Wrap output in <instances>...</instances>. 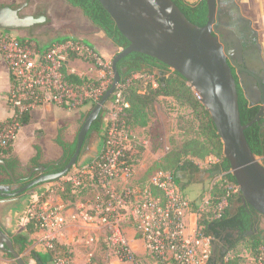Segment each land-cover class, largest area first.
Here are the masks:
<instances>
[{
  "label": "built area",
  "instance_id": "built-area-1",
  "mask_svg": "<svg viewBox=\"0 0 264 264\" xmlns=\"http://www.w3.org/2000/svg\"><path fill=\"white\" fill-rule=\"evenodd\" d=\"M0 56L11 77L7 96L10 117L0 123V155L3 157L16 142L25 117L48 106L71 107L102 99L109 87L106 83L86 82L75 87L64 79L65 67L76 74L69 70L72 60L91 58L96 66H104L113 73L111 62L105 64L94 48L72 37L41 46L31 38L18 37L15 31L0 29ZM134 79L156 86L153 76L137 74ZM124 89L125 85L119 84L111 98L112 108L108 113L111 120L102 133L100 153L86 166H74L65 177L49 183L46 198L29 206L26 224L48 233L44 240L47 248H52V242L57 241L66 225L67 206L60 193H65L68 187L102 186V192L92 202L77 204L80 222L91 230L86 246L106 245L116 256L117 262L113 264H141L124 226V211L128 208L127 217L143 244L144 254L154 264H209L215 252L214 240L199 229L198 214L193 212L174 174L159 170L145 187L134 184L136 167L127 155L129 130L118 122L119 115L129 106ZM238 190L232 188L233 193ZM233 258L228 254L224 264H232ZM263 258L264 250L260 263ZM52 264L73 262L71 258L57 255ZM86 264L105 263L91 258Z\"/></svg>",
  "mask_w": 264,
  "mask_h": 264
},
{
  "label": "trees",
  "instance_id": "trees-1",
  "mask_svg": "<svg viewBox=\"0 0 264 264\" xmlns=\"http://www.w3.org/2000/svg\"><path fill=\"white\" fill-rule=\"evenodd\" d=\"M64 1L71 7L78 9L95 28L103 32L116 49L122 51L130 45L127 38L119 31L113 18L98 0ZM172 1L192 24L198 27L207 24L208 6L206 0H196L194 2L189 0ZM84 59L96 66L91 58ZM117 70L120 74V84L125 85L124 97L129 105L119 115L118 122L124 124L128 130L147 128L156 105L161 100L168 98H172L177 103L191 109L198 122L197 136L188 138L182 145L170 149L163 157V169L160 170L172 172L183 192L186 189L185 184L193 182L195 175L201 173L213 174L218 171L222 173L221 180L212 185L207 209L200 210V208L193 206V212L198 214L199 229L205 236L213 238L216 246L214 256L209 264H224L223 260L228 254L234 257L231 260L232 264L240 263L242 261L239 256L241 247L249 252L255 264H264V258L261 263L259 261L264 250V228H261L264 218L251 206L243 204L242 193L231 173V165L224 156L223 144L217 134L216 127L209 112L201 104L188 81L168 65L142 53H132L122 59L117 64ZM137 74L153 76L156 86L148 82L146 87L143 88L141 80L134 79ZM63 76L68 83L73 84L75 87L86 82H92L70 73L66 67L63 69ZM238 94L241 122L246 125L255 119L260 108L250 105L239 85ZM99 101L92 103V110ZM108 113L109 107L106 105L99 118L92 125L88 139L93 133H101ZM22 123L23 126L26 125L28 117H25ZM64 132V129H60L55 139V143L62 150V160L59 166H50L56 161L43 162L42 148L35 145L36 155L30 160L28 166L30 170L45 166L47 171L58 173L65 168L76 150L78 134L76 139L70 142L65 139ZM245 136L252 152L264 164V120L262 125L256 123L249 127L245 131ZM207 158L216 159L217 161L213 162L209 169L203 170L196 160ZM3 160L15 177L19 179L17 171L21 168V164L19 159L13 155L12 148L9 149ZM1 169L6 181L11 183L12 180L7 171L4 168ZM232 188L239 190L237 193H233ZM81 190L83 188L68 187L67 191L63 193V200L75 201L72 196H77ZM26 229L27 235L37 232V229L31 224H27ZM12 240L15 250L20 255H24L28 245V237L15 235L12 236ZM52 245L53 247L48 249L46 255H37L40 264H52L57 255L72 257L70 249L66 246L59 244L57 241H53ZM7 258L10 261L13 260L10 254H7ZM24 259L28 264L25 256Z\"/></svg>",
  "mask_w": 264,
  "mask_h": 264
},
{
  "label": "water",
  "instance_id": "water-1",
  "mask_svg": "<svg viewBox=\"0 0 264 264\" xmlns=\"http://www.w3.org/2000/svg\"><path fill=\"white\" fill-rule=\"evenodd\" d=\"M28 1L25 0L18 9L0 7V29L20 31L43 24L45 16H19V11L28 5ZM98 1L130 43L112 60L113 83L82 124L76 150L65 168L48 175L43 174L45 166L34 168L31 175L39 172L42 174L40 177L14 192L0 189V197L16 199L41 184L62 179L77 165L89 143L88 134L92 125L120 84L117 64L132 53H142L168 65L188 81L216 127L223 144L224 156L231 165V173L242 193L243 204H248L264 218V164L252 152L245 136L249 127L256 123L262 125L264 120V67L260 52L259 64L245 62L246 65L242 66L244 60L241 57L238 60L231 58L232 51L227 42L213 35L219 0H206L208 21L203 27L192 24L172 0ZM236 11L239 19L249 23V20L239 14V7ZM232 67L251 76V81L243 79L241 88L250 105L260 108L255 119L246 125L241 122L238 83ZM261 69L262 72H259ZM58 164L59 162H55L50 166ZM0 167L7 171L16 184L14 173L2 159ZM216 173L222 176L220 171ZM3 201L5 200L0 202ZM0 251L10 254L16 264H27L24 256L15 250L13 240L1 229Z\"/></svg>",
  "mask_w": 264,
  "mask_h": 264
},
{
  "label": "rangeland",
  "instance_id": "rangeland-1",
  "mask_svg": "<svg viewBox=\"0 0 264 264\" xmlns=\"http://www.w3.org/2000/svg\"><path fill=\"white\" fill-rule=\"evenodd\" d=\"M25 0H0V7L7 4L17 5L19 3H24ZM196 1V0H189ZM248 2V3H245ZM259 2L260 0H236V3L243 11V14L250 17H256L259 11ZM69 6V7H68ZM40 10L42 8H46L47 16L49 18L50 25H53V20H57V17L65 18V25L70 24L74 27H83L82 22L84 23V28L88 31V27L95 29L90 22L86 19L82 18L81 13L78 9H75L68 5L64 0H29L28 7L23 9L24 14L31 13L35 10ZM69 14V15H68ZM68 15V16H67ZM79 16V17H78ZM46 17V16H45ZM71 18L70 23H68L67 19ZM81 18V19H80ZM47 20V17H46ZM253 21V20H252ZM254 22V21H253ZM253 26L259 30V25L253 23ZM48 30V29H43ZM11 32L10 30H7ZM16 35L20 38H31L34 41H40L45 35L39 32V29L34 31H15ZM110 50V55L107 58H103V62L105 64L112 63L113 58L118 54L121 50L116 49L109 40H103ZM106 52V51H103ZM86 63L85 68L87 72L77 71L76 74L81 76L82 78H86L95 83H106V85L111 86L114 80V73H110L109 69L104 66H95L87 61H83ZM71 64L69 65V70H71ZM83 71V70H82ZM141 85L143 88L146 87L147 83L145 80H141ZM109 88V87H108ZM64 112L70 114L68 118H75L79 116L80 113H83L82 117L79 119V123L76 127L75 135L72 138V141L76 139L77 134L79 133L82 124L85 121L86 115L92 110V102L87 101L83 104H77L76 106L65 107L60 106ZM109 108H112L111 100L107 104ZM107 123L111 120V114L107 116ZM127 135V155L128 159L131 163H133L136 167V175L137 172L140 174V178L138 180H134V184L140 187H145L151 176L163 169V157L168 153L170 149L173 147H178L183 144L185 140L188 138H192L197 136L198 133V122L192 113V110L183 106L182 104L177 103L172 98L161 100L155 107L154 112L151 117V122L147 128H140L136 130H129ZM20 134V133H19ZM45 134L44 129H40L37 131V138L40 139ZM19 137V135H18ZM18 139V138H17ZM98 140L96 134H92L89 138V143L83 155L80 157L78 164L76 166H86L94 160V144ZM17 141V140H16ZM15 145V143H14ZM13 145V146H14ZM12 146V148H13ZM216 160V159H215ZM199 164L200 168L203 170H207L210 168L211 164L214 162V159L207 158L205 160H196ZM30 168H20L18 169V176L20 179H25L29 174ZM221 175L217 173L213 174H205L201 173L195 175L193 178V182L185 184L186 189L184 190V196L189 200L191 206H196L201 210H205L208 207L210 200V191L212 185L219 180H221ZM49 183L42 184L40 186L46 187L48 189ZM35 187L30 190V192H36L40 187ZM75 190V189H74ZM102 186H92L88 185L81 190L84 196H87L91 199H87L83 201L84 203L92 202L98 195V193L102 192ZM61 196L63 194L60 193ZM133 202V201H132ZM126 214V212L124 211ZM261 228H264V221L261 223ZM137 239H139L137 237ZM131 242V241H130ZM143 245V244H142ZM102 255L95 259L96 262L113 264L117 262L115 254L107 248L106 245L102 244L98 246ZM144 249V248H143ZM138 254V253H137ZM142 255V256H140ZM239 256L242 261V264H255L252 260L249 252H247L244 248L239 249ZM7 260V255L4 256ZM139 260L141 264H154L152 260L145 256L144 250L143 254H139ZM31 260L28 259V263ZM11 264H16L14 260H11Z\"/></svg>",
  "mask_w": 264,
  "mask_h": 264
},
{
  "label": "crops",
  "instance_id": "crops-1",
  "mask_svg": "<svg viewBox=\"0 0 264 264\" xmlns=\"http://www.w3.org/2000/svg\"><path fill=\"white\" fill-rule=\"evenodd\" d=\"M259 6L260 8L256 17L249 18V16L245 13L243 14V17L251 21L252 25L253 23H257L259 25V30H257L254 26L253 28L256 29L260 34L261 59L264 64V0H260ZM81 17L86 19L83 15ZM69 20H71V18L67 19L68 23H70ZM64 21H66L65 18L57 17V20H53V25L48 24L39 28V32H41L43 29L48 30H44L43 32H45V36L41 38L40 41L36 42H38L41 46H46L55 40L72 37L83 40L92 48H94L105 59L110 55L109 47L102 42L103 40L108 39L105 37L103 32L95 28L91 23L90 24L95 29L88 27V31H86L83 22V27H74L70 24L65 25ZM70 64L72 67L71 71L87 72V69L84 66L86 65V63H84L82 60H72ZM10 88L11 77L5 61L0 56V123L5 122L10 117V107L7 102V96ZM82 115L83 113H80L79 116L70 119L68 118L70 114L64 112L63 109L58 105H53L43 108L33 115L28 116V123L23 126L19 137L12 148L13 155L16 156L20 161L21 169L27 168L29 166L30 160L36 155L35 145H39L42 148L43 162H55L61 159L62 150L55 143V139L59 133V130L64 129L65 139L73 142L74 140L72 141V138L75 135L76 127ZM106 118L105 125L101 133H93L96 134L98 138V140L94 144V159L102 150V133L104 132V129L107 125ZM40 129H44L45 134L40 139H38L37 131H39ZM139 175L140 174L137 172V175L135 177L136 180L140 178ZM81 192L77 196H72L75 201L62 199L67 206L65 212L66 225L57 236V242L70 249L72 254L71 260L73 264H86L91 258L98 259L102 255V252L99 251L98 246L88 247L85 244L87 234L91 233V230L86 228L80 222L78 218L77 204L93 197L89 198L87 196H84ZM46 195V187L40 186L36 192H30L16 199L0 202V223L4 226L7 232L11 236L24 235L28 237V245L23 255L27 258V261L28 259L31 260L28 264H40L37 255L44 256L48 252L44 237H48L47 235L49 234L37 231L35 233L27 235L28 233L26 229V215L29 206L37 200L42 201L46 198ZM127 211L128 208L125 211L126 214L124 218V226L126 228L127 236L131 241L132 247L137 251L138 255L143 254L144 249L142 242L140 239H137L136 231L127 217ZM92 233L96 234V232ZM11 263L12 262L8 259L6 260L5 257L4 259H2V256L0 254V264Z\"/></svg>",
  "mask_w": 264,
  "mask_h": 264
},
{
  "label": "flooded vegetation",
  "instance_id": "flooded-vegetation-1",
  "mask_svg": "<svg viewBox=\"0 0 264 264\" xmlns=\"http://www.w3.org/2000/svg\"><path fill=\"white\" fill-rule=\"evenodd\" d=\"M24 3H19L17 5L7 4L1 7L10 6L12 9H18ZM28 4H29V1H28ZM26 7H28V5ZM238 7L239 6L236 3V0H219L218 1L217 3L218 9L216 11L213 35L218 36L219 38H223L227 42L229 49L232 51V57H231L232 59L238 60L241 57L244 60V64L242 66L246 65L245 62H248L250 64H259L258 52H260V57H261L260 34L258 33L256 29L253 28L251 21L247 23L239 19L238 12L236 11ZM23 9L19 11L20 17L25 16V15L34 16V17H38V16L47 17V20L43 24L35 25L29 29H24L23 31H34L45 25L51 24V21L50 23L48 22L49 18L46 15L47 14L46 8H42L40 10H37L35 8L34 11L28 14L22 13ZM239 14H241V16L243 17V13L240 7H239ZM40 33L45 34L43 30ZM261 62L263 63V61ZM263 67H264V64H263ZM232 69H233V73L235 75L236 81L240 88H241V83L243 82V79L247 81H251V76L247 75L244 71H240L235 67H232ZM259 72H262V69L259 70ZM4 158L5 157L0 155V159L3 160ZM61 160L62 158L57 160L56 162H59L60 164ZM59 164L55 166L58 167ZM1 168L2 167H0V189L1 191L7 189L9 190V192H14L18 190L19 188L23 187L24 185H26L27 183L37 179L38 177L42 175L39 172L31 175V172L33 170L32 169V170H29V174L23 180L15 177L17 183L14 184L13 182L10 183L6 181ZM43 174L48 175V174H54V173L46 170ZM2 200L6 201L10 199H4L0 197V201ZM0 229L12 239V236L7 232V230L4 228V226L1 223H0ZM0 254L2 256V259H4V256H6L8 253L0 251Z\"/></svg>",
  "mask_w": 264,
  "mask_h": 264
}]
</instances>
